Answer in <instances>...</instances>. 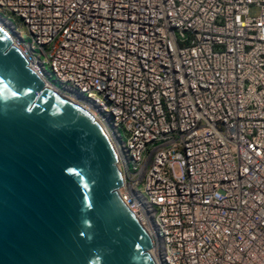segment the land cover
I'll use <instances>...</instances> for the list:
<instances>
[{
  "label": "built area",
  "instance_id": "1",
  "mask_svg": "<svg viewBox=\"0 0 264 264\" xmlns=\"http://www.w3.org/2000/svg\"><path fill=\"white\" fill-rule=\"evenodd\" d=\"M8 14L37 76L108 137L155 264H264V0H0Z\"/></svg>",
  "mask_w": 264,
  "mask_h": 264
},
{
  "label": "water",
  "instance_id": "2",
  "mask_svg": "<svg viewBox=\"0 0 264 264\" xmlns=\"http://www.w3.org/2000/svg\"><path fill=\"white\" fill-rule=\"evenodd\" d=\"M103 129L0 27V264H155Z\"/></svg>",
  "mask_w": 264,
  "mask_h": 264
},
{
  "label": "rangeland",
  "instance_id": "3",
  "mask_svg": "<svg viewBox=\"0 0 264 264\" xmlns=\"http://www.w3.org/2000/svg\"><path fill=\"white\" fill-rule=\"evenodd\" d=\"M248 13L250 16H255L257 15V9L254 7H250L248 10ZM7 19L16 27V31L20 34L21 37H23L24 35H26V29L25 27L21 24V22L19 21L18 18H16L15 16L8 14L6 15ZM10 31V30H9ZM10 35L12 36V33L10 32ZM23 40L25 42L28 41L27 38H23Z\"/></svg>",
  "mask_w": 264,
  "mask_h": 264
},
{
  "label": "bare ground",
  "instance_id": "4",
  "mask_svg": "<svg viewBox=\"0 0 264 264\" xmlns=\"http://www.w3.org/2000/svg\"><path fill=\"white\" fill-rule=\"evenodd\" d=\"M0 27L2 29H4L5 31H7L8 33L12 32L13 28L12 25L10 24V21L5 18L4 16L0 15ZM10 30V31H9ZM15 36L18 38V36L15 34ZM16 41V40H14ZM21 49V48H20ZM22 52H24L25 50L21 49ZM27 58H29V60H32L29 56H26ZM46 86L49 87L50 89L57 91L56 87L51 86L49 83L45 82Z\"/></svg>",
  "mask_w": 264,
  "mask_h": 264
}]
</instances>
